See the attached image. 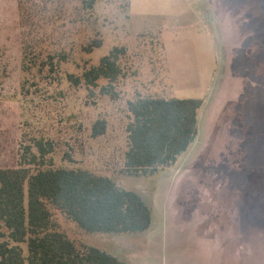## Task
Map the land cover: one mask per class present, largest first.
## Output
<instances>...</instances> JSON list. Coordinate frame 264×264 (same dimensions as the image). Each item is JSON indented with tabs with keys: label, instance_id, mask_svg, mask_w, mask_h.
I'll return each instance as SVG.
<instances>
[{
	"label": "rangeland",
	"instance_id": "374dc122",
	"mask_svg": "<svg viewBox=\"0 0 264 264\" xmlns=\"http://www.w3.org/2000/svg\"><path fill=\"white\" fill-rule=\"evenodd\" d=\"M58 7L48 17L59 31L39 15L37 37L53 34L45 50L65 51L68 61L55 73L29 74L18 0H0V168H18L24 145L44 138L54 145L47 165L108 177L152 209L148 231L104 235L51 208L57 229L81 251L96 247L127 264H264V149L251 143L245 113L257 100V75L264 77V0H98L88 14L82 0ZM96 39L103 46L86 53ZM115 48L125 52L114 96L102 94L105 81L92 91L67 81ZM139 98L204 100L196 141L152 176L125 167L128 104ZM98 121L107 129L93 137Z\"/></svg>",
	"mask_w": 264,
	"mask_h": 264
},
{
	"label": "trees",
	"instance_id": "16d2710c",
	"mask_svg": "<svg viewBox=\"0 0 264 264\" xmlns=\"http://www.w3.org/2000/svg\"><path fill=\"white\" fill-rule=\"evenodd\" d=\"M74 0H43L41 7L35 0H18L21 14L24 73L36 68L43 73H55L68 54L62 50H45L47 43L55 45L53 34L37 37L43 24L37 16L46 18L54 6L63 7ZM98 0H82L85 13H92ZM58 7V8H59ZM41 8V9H40ZM59 12H64L59 10ZM47 23L59 31L61 25ZM51 20V21H49ZM257 33V46L264 48V28ZM60 42V41H58ZM103 46L93 40L83 47L91 54ZM124 49L115 48L103 57L98 66L85 69L82 76L68 74L67 81L75 86L85 85L90 91L114 96V84L122 76L120 55ZM46 54V56H45ZM55 58L58 61L55 62ZM26 88V86H24ZM257 100L246 102L251 143L264 149V77L258 79ZM202 99L139 98L130 101L132 122L128 126L129 150L126 154V171L134 176H152L161 169L173 167L199 136V112ZM107 124L98 121L93 137L105 134ZM54 152V145L44 138H36L24 145L18 168H0V264H127L116 256L96 247L85 251L57 229L52 210L62 212L88 234H138L152 227V209L134 191L121 189L110 178L87 170L55 168L44 161ZM27 244L28 257L21 245Z\"/></svg>",
	"mask_w": 264,
	"mask_h": 264
}]
</instances>
